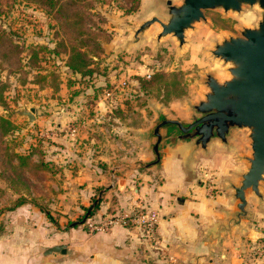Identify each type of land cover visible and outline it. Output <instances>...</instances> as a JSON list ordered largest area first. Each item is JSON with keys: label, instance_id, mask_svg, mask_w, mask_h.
<instances>
[{"label": "rangeland", "instance_id": "374dc122", "mask_svg": "<svg viewBox=\"0 0 264 264\" xmlns=\"http://www.w3.org/2000/svg\"><path fill=\"white\" fill-rule=\"evenodd\" d=\"M90 2L92 5L89 10L105 18L103 23L98 22L105 33L97 37L103 50L96 57L90 56L93 72L81 76L65 67L67 52L64 48H67L68 36L51 13L33 0H0V31L8 37L7 40L0 39V116L13 124L12 131L3 140L12 151L20 154L29 152L30 164H38L33 172L22 167L25 184L22 178L11 180L3 175L0 166V234L14 233L12 227L18 224L16 220L21 219L19 214L14 213L18 209L43 213V210L52 211V217L59 226L68 227L76 222L86 233H99L89 231L83 224L85 207H82L84 210L79 209L77 216L64 218L74 214L77 209L69 205V211L60 212L59 206L67 210L68 203L59 205L56 192L45 184L48 174H53L44 155L46 147L55 141L50 133L57 131L73 142L84 131L93 135L95 130H100L98 125H101L106 138H112L113 143L119 138L126 147L131 148L125 152L124 158L132 153L135 161L136 152L145 151V146L135 143L143 139L138 133L152 132L158 122V110L166 118L188 121L189 105L196 103L206 89L203 83L205 73L210 72L219 78L226 76L224 64L209 52L214 42L224 36L238 34L241 26L254 25L259 17L258 9L248 6L240 13H224L221 9L205 10L206 21L201 20L193 29L187 30L185 43L179 47L171 35L156 39L160 29L157 22L152 23L137 41H132L133 30L142 20L151 15L163 18L158 14L154 0ZM131 3L136 6L127 10ZM9 39L20 49L19 53L11 49ZM151 71L160 74L151 83L138 86L137 77H148L147 73ZM99 97L110 100L111 104L102 112V117L99 115L101 112L95 110L94 98ZM29 108H34L37 120L34 118L29 121L21 113L23 109ZM160 132L162 139L158 148L169 147L164 139V129ZM230 139L233 144L229 151L235 153L236 160L244 167L241 156L250 151L245 131L235 130ZM154 141L155 136L151 133L148 150ZM56 143L61 144L58 141ZM93 144L95 142L89 141V145ZM238 153L242 155L238 157ZM142 166L138 167L145 171ZM204 169L209 173L207 176L202 175L201 182L211 186L210 190L217 189L212 186L214 179L225 173H220L217 167L210 165ZM108 172L112 175V184L117 179L114 174L118 178H130L126 168L109 169ZM220 177L223 182V177ZM233 178V182L237 183V177L234 175ZM228 190L231 194L229 187ZM261 190V202L254 194L248 195V199L258 203L257 208L264 205V181L261 182ZM19 197H23L24 201L12 208Z\"/></svg>", "mask_w": 264, "mask_h": 264}, {"label": "crops", "instance_id": "0c3cea01", "mask_svg": "<svg viewBox=\"0 0 264 264\" xmlns=\"http://www.w3.org/2000/svg\"><path fill=\"white\" fill-rule=\"evenodd\" d=\"M94 101L102 117L110 100L99 97ZM35 116L37 120L36 112ZM98 128L93 135L82 132L73 142L57 131L50 133L55 141L44 155L53 174H48L45 184L56 192L59 205L68 203L67 210L59 206L60 212L69 211V205L77 209L64 218L77 216L82 207L87 212L96 203L95 217L132 205L154 210L158 215L154 237L137 225H116L90 234L76 222L59 226L52 211H48L50 220L42 211L18 209L14 213L21 219L12 227L14 233L0 234V264H264V250L257 251L264 249V205L257 208L258 203L248 199L249 213L240 219V226L229 222L235 201L227 180L234 181V175L245 167L229 151L232 141L229 146L210 142L208 152L196 150L193 161L188 158L189 143L160 147L157 165L150 167L154 164H146L155 154L152 147L148 150V138L135 141L145 151L136 152L134 161L132 153L124 158L130 147L119 138L113 143L103 127ZM208 165L225 173L223 182L220 174L214 179L212 186L217 189L210 190L211 186L201 182L202 175L209 173L204 171ZM115 168H126L130 178L114 174L116 184L110 183L108 170ZM60 244L63 249L47 252Z\"/></svg>", "mask_w": 264, "mask_h": 264}, {"label": "water", "instance_id": "95a60500", "mask_svg": "<svg viewBox=\"0 0 264 264\" xmlns=\"http://www.w3.org/2000/svg\"><path fill=\"white\" fill-rule=\"evenodd\" d=\"M158 15L142 20L133 30L132 41L154 22L160 29L156 39L166 35L173 36L181 47L185 43L186 32L193 29L197 22L206 21L205 10L221 9L224 13H240L245 6L255 7L259 11L254 25L241 26L238 34H230L216 40L209 49L210 54L220 60L226 76L219 78L210 72L205 73L203 83L206 87L202 97L189 105L188 121L166 118L157 111L158 122L152 129L155 141L152 150L159 160L158 145L162 139L160 129L164 127L165 141L170 146L177 142L190 144L188 158L192 159L196 150L208 152L210 142L217 140L221 145L229 146L235 130L246 133L250 151L241 156L245 167L237 173V183L227 180L231 196L235 201V210L229 222L240 226V219L249 213L248 195L254 194L261 202L264 181V0H154ZM29 121L35 117L34 108L23 109ZM151 133L141 132L142 138ZM91 207L82 219L85 220ZM63 245H55L47 250L57 251Z\"/></svg>", "mask_w": 264, "mask_h": 264}, {"label": "trees", "instance_id": "16d2710c", "mask_svg": "<svg viewBox=\"0 0 264 264\" xmlns=\"http://www.w3.org/2000/svg\"><path fill=\"white\" fill-rule=\"evenodd\" d=\"M40 6L45 8L51 13L56 20L60 23V27L68 36L67 48H64L67 52V58L65 60V67L71 72L80 74L81 76L89 75L93 72V68L90 66L91 58L98 56L102 53L101 43L97 40L98 35L104 34L102 25L105 20L102 14L98 12L90 11L92 3L90 0H33ZM136 1V0H132ZM136 6L134 3L128 7L127 10L133 9ZM94 17H97L96 19ZM7 36L0 31V39H6ZM9 46L12 50L20 52V49L9 39ZM92 56V57H90ZM160 72L151 71L148 77H137V85L144 86L151 83ZM0 86V91H1ZM13 124L4 116H0V166L3 175L11 180L16 177L22 178L23 184L25 180L21 173L22 167H26L28 171L33 172L38 164H30L29 152L26 154H20L16 151H12L5 144L3 137L12 131ZM10 171V173L8 172ZM12 174V175H10ZM24 201L23 197H19L14 203L12 208L17 207ZM97 208V203L88 213V216L92 215ZM47 217L52 219L48 215V211L43 210Z\"/></svg>", "mask_w": 264, "mask_h": 264}, {"label": "built area", "instance_id": "2783aa9c", "mask_svg": "<svg viewBox=\"0 0 264 264\" xmlns=\"http://www.w3.org/2000/svg\"><path fill=\"white\" fill-rule=\"evenodd\" d=\"M149 76V73H147ZM110 94L109 92H107ZM158 222L157 212L139 206H130L125 209L115 210L98 216H90L83 221L89 231L106 232L109 228L121 225H137L153 238ZM264 249L257 250L263 252ZM256 251V250H255Z\"/></svg>", "mask_w": 264, "mask_h": 264}, {"label": "flooded vegetation", "instance_id": "af4514ba", "mask_svg": "<svg viewBox=\"0 0 264 264\" xmlns=\"http://www.w3.org/2000/svg\"><path fill=\"white\" fill-rule=\"evenodd\" d=\"M162 128L164 129V127H162ZM162 128H161V129H162Z\"/></svg>", "mask_w": 264, "mask_h": 264}]
</instances>
